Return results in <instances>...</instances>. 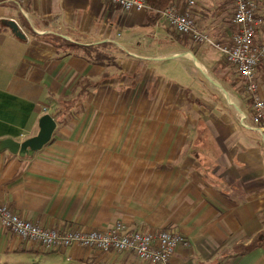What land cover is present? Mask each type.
Segmentation results:
<instances>
[{
	"label": "crops",
	"instance_id": "obj_1",
	"mask_svg": "<svg viewBox=\"0 0 264 264\" xmlns=\"http://www.w3.org/2000/svg\"><path fill=\"white\" fill-rule=\"evenodd\" d=\"M215 1L198 0L194 16L225 41L234 4ZM5 4L20 7V20ZM0 19L37 34L21 43L0 27V140L35 136L44 108L57 114L74 101L72 116L59 117L33 156L0 151V204L60 229L123 221L175 232L186 244L174 264H264V241L256 239L264 234V120L242 109L248 93L216 49L177 34L159 12H125L104 0H0ZM50 35L110 43L114 63L63 56L43 41ZM85 78L92 84L78 97ZM256 79L264 100V64ZM48 251L0 226V263L32 255L28 264H44L39 253ZM66 253L89 264H148L129 252Z\"/></svg>",
	"mask_w": 264,
	"mask_h": 264
},
{
	"label": "built area",
	"instance_id": "obj_2",
	"mask_svg": "<svg viewBox=\"0 0 264 264\" xmlns=\"http://www.w3.org/2000/svg\"><path fill=\"white\" fill-rule=\"evenodd\" d=\"M24 5L30 0H16ZM125 12L141 13L148 9L146 0H104ZM198 0H183L159 12L162 19L179 35L189 37L193 44H208L216 49L237 71L245 92L254 99L256 121L264 120V100L259 95L257 69L264 64V19L259 14L258 0H232L234 11L230 23L233 31L228 40H216L202 31L194 16ZM47 113V109H43ZM0 226L29 243L45 250L64 251L81 247L90 253L108 255L129 252L148 264H174L173 257L185 239L169 230L142 232L132 229L123 221L107 230L70 227L54 228L34 223L15 214L8 205L0 204Z\"/></svg>",
	"mask_w": 264,
	"mask_h": 264
},
{
	"label": "trees",
	"instance_id": "obj_3",
	"mask_svg": "<svg viewBox=\"0 0 264 264\" xmlns=\"http://www.w3.org/2000/svg\"><path fill=\"white\" fill-rule=\"evenodd\" d=\"M146 1H147L148 9L150 11L161 12L167 9L172 4H175L177 0H146ZM258 2L260 3L261 1L258 0ZM24 30L26 33L30 35L37 36V34L29 27H24ZM42 38H45V40L43 41L49 43L51 46L56 48V50L58 51H61L62 48L65 50H70V51H66L65 53L61 51L63 53L62 54L63 56H69L72 54L79 55L80 57L86 59L88 62L95 63V64L114 63L113 57L107 53V49L111 46L110 43L104 42V43H97L93 45H82L79 43H73V42L66 41L63 38L59 37L58 35H52V36L50 35V36H45ZM235 72L237 75L236 69H235ZM79 82H80L79 84L80 90H79L78 97H80L92 84L91 80L87 78L81 79ZM244 98L246 102H245V106H243L242 109L246 111L247 113H249L247 109V107L249 106L251 114L255 116L253 95L251 93H248L244 96ZM73 103L74 101H72L71 104H68L67 102H65L63 106H61V108L57 111V114L59 115L57 117L53 116L55 117L58 123L61 122L59 117H61L62 115L67 114V113H73L72 111V109H74ZM259 121H263V120H259Z\"/></svg>",
	"mask_w": 264,
	"mask_h": 264
},
{
	"label": "water",
	"instance_id": "obj_4",
	"mask_svg": "<svg viewBox=\"0 0 264 264\" xmlns=\"http://www.w3.org/2000/svg\"><path fill=\"white\" fill-rule=\"evenodd\" d=\"M0 27L7 29L14 38L21 42H28V35L14 19H0ZM57 128V122L54 117L48 113L44 114L39 120L38 133L23 142L13 139L0 140V151L8 150L13 155L20 157L33 156L36 152L45 147L52 139L53 133ZM260 242L264 241V234L256 237ZM255 239V240H256Z\"/></svg>",
	"mask_w": 264,
	"mask_h": 264
},
{
	"label": "rangeland",
	"instance_id": "obj_5",
	"mask_svg": "<svg viewBox=\"0 0 264 264\" xmlns=\"http://www.w3.org/2000/svg\"><path fill=\"white\" fill-rule=\"evenodd\" d=\"M213 1L217 2L215 0H213ZM204 2H205L204 3V5H205L208 2V0H204ZM4 6L7 7V10L10 9L11 11H13V15H15L18 18V20H20L21 10H20L19 6H16L14 4H5ZM232 31H233V29H232ZM210 37H212V36L210 35ZM47 40H49V39H47ZM49 41H51V40H49ZM61 51L65 53L66 51H70V50H65L62 48ZM61 51H58V52L63 54ZM47 108H48L47 113H50V115L56 116V117L59 115V114H56L54 109L51 111V109L49 107H47ZM60 108H61V106H59V109ZM71 114L72 113H67V114L62 115L61 117H71L72 116ZM34 255L37 256L36 254H34ZM39 255H41L40 256V257H42L41 259L44 260V264H89L88 262L75 261V260L69 259L68 254L66 253V250H64V251L52 250V251H48L45 254L39 253ZM26 259H27V262H26ZM31 259H34V256H32V255H29V256L20 255V263L19 264L31 263L30 262ZM0 264H9V263L2 261ZM40 264H41V262H40ZM95 264H97V263H95Z\"/></svg>",
	"mask_w": 264,
	"mask_h": 264
}]
</instances>
